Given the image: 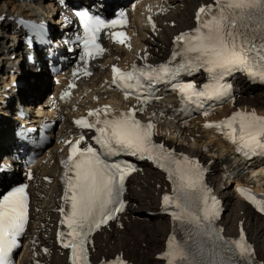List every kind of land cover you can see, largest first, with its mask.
Instances as JSON below:
<instances>
[{"label": "snow or ice", "instance_id": "1", "mask_svg": "<svg viewBox=\"0 0 264 264\" xmlns=\"http://www.w3.org/2000/svg\"><path fill=\"white\" fill-rule=\"evenodd\" d=\"M215 5V8L199 9L195 35L184 33L176 37L177 43L183 42L179 53L183 58L181 63L172 66L169 62L156 68L133 66L132 71L127 73L113 68V83L123 90H132L139 100L141 94L151 96L153 84L175 81L181 72L204 67L212 83L205 85L203 91H195L191 83L174 85L181 92L182 100L200 107L201 97L212 100L229 94L231 86L221 81L235 71H243L250 78L259 77L264 81V0H215ZM76 15L84 28V56L87 58H94L103 52L96 43L101 29L126 24L123 12L118 19L111 21L90 15L87 11L77 12ZM201 16L205 18L201 19ZM112 35L117 42H125V33ZM127 95L126 91L125 98ZM193 97L196 99L193 100ZM101 113L104 118H101ZM88 116L96 119L90 122L82 118L75 123L81 128L96 130L95 142L102 151L91 145L81 149L79 145L84 140L81 136L71 145L68 160L64 162V199L70 204V212L66 213L62 224H66V235L70 239H62V246L71 249L72 264H86L85 245L92 232L124 209L120 197L131 166L109 163L104 159L121 152L153 160L172 181L173 194L163 196V205L165 210L174 206L176 211L171 213L172 218L180 222L186 239L181 243L175 235L170 237L161 259L167 264H246L250 261L252 249L246 243L243 231L238 240H224L219 230L213 227L219 209L203 182V169L187 157L177 159L163 145L154 144L153 123L142 124L135 119L134 111L111 114L107 106L90 111ZM214 126L227 128L229 138L234 143L239 141V150L247 149L246 155L256 154L258 150L264 153V117L254 111L237 112L222 124ZM26 187L15 188L0 199V264H10L9 257L18 247L17 237L23 233L28 222ZM239 191L264 212V200L258 201L244 189ZM185 225L191 227L185 228ZM60 235L64 236L63 233ZM116 264L123 262L117 261Z\"/></svg>", "mask_w": 264, "mask_h": 264}, {"label": "bare ground", "instance_id": "2", "mask_svg": "<svg viewBox=\"0 0 264 264\" xmlns=\"http://www.w3.org/2000/svg\"><path fill=\"white\" fill-rule=\"evenodd\" d=\"M0 0V17L6 16L7 19L4 21L3 28L9 30L11 23L9 17L27 16V17H38L46 16L48 19L52 18L53 23L60 21L56 18L55 2L56 0ZM211 0H165V3L169 2L166 6L167 10L172 9L170 15L166 18L158 21V28L163 27V31L159 37L153 38L154 33L151 28L147 25L144 27V33L138 40V47H136L132 53H126L121 47H113L110 50V59L102 62L100 67L96 69L97 75L94 76L88 83L87 88L92 92L102 96L105 94L106 86L102 84L107 73L106 67L109 62L117 61L121 57L122 64H126L129 61H134L136 58H143L144 55L150 53L148 57L150 61H159L165 54L164 47L167 45V41L173 39L172 36L175 33L183 31L184 28L193 26V18L195 13L201 5ZM160 2V1H159ZM42 19V18H41ZM172 22L175 25L172 26ZM52 31L58 34V27L53 25ZM158 29V31H159ZM150 34V36H148ZM59 38L54 40V44L58 45ZM51 46V48H55ZM16 42L9 38L7 34L0 36V64L4 59L2 56L11 59V64L8 69H0V169L4 168V172L1 174L0 188H5L9 183L19 178L18 172H15L10 163L12 155L16 152L19 147L18 138L15 135L16 129L19 125L16 122L19 108L25 107L27 111L31 112L29 116L32 123L39 120L40 117L53 120H59L56 118L55 111L48 113L47 107H49L48 92L50 90V76L48 72V64L45 60V53L43 51H35L33 53V61L31 62L28 53L21 57L15 55L16 53ZM22 49L21 47H18ZM103 66V67H102ZM24 67L27 68L24 73L29 74L28 80L22 85L20 90H17L14 86L12 90L7 88L13 83L17 82V78ZM29 73H28V69ZM46 71V72H45ZM70 68L64 66L59 73L60 78L69 76ZM48 72V74H47ZM240 85L239 93L241 98L223 107L217 115L212 117H197L191 121H185L180 117H176L173 120L164 124V131L161 135V141L168 143L169 145L179 148L180 150L194 155L204 160L208 165H211V179L213 182H217L221 186H225L224 191L221 192L224 199H226L227 213L222 218V224L226 229L234 231L236 235L239 234V229L243 226L252 240L257 244L261 245L264 249V224L258 226L255 232H252L251 226L253 225V212L248 205L245 204L244 200L238 194V188L240 186H251L253 185L250 178L245 174L241 175L245 171L246 167L244 162L237 161L234 156H231L230 148L224 145V142L214 135L215 130L210 129L206 125H217L226 116L238 108L246 109L249 111H258L264 115V88H251L250 83L247 79L241 76L238 80ZM85 90L82 91V93ZM18 92V94H17ZM80 92V95L82 94ZM177 99L175 95L164 98L161 102H157L154 111L163 113L166 116L171 115V105H175ZM44 107L42 115L40 110ZM61 108L65 112V119L62 121L61 131L64 136L74 131L71 118V114H74L73 103L62 104ZM58 114V113H57ZM22 121V120H20ZM26 121V119H25ZM21 124V123H20ZM68 137H66L67 139ZM59 147L57 144L49 145L46 147L44 152H41L38 158L35 180L33 185L34 192L44 194L45 196L40 198L34 195V203L39 209V213L35 215L34 224L31 226L29 238H34V242L41 245H49L52 250V255L42 256L44 264H65L66 257L62 256V252L57 249L55 243L52 242L53 237H47L49 228L44 226L46 223L51 224L56 219L57 213L55 211L57 204L61 199V185L57 177V173L61 170L62 165L59 156ZM256 163V164H255ZM253 165L251 170L259 173L264 170V162L250 163ZM255 164V165H254ZM237 165L238 169L235 168ZM17 170V169H16ZM21 171V170H20ZM237 172V177H228L229 182L224 183V175ZM154 173V174H153ZM136 174L132 176L129 185V195L127 196L128 206L127 213L121 217L119 224L125 225L124 231H116L111 229H105L103 231L104 240L103 242L98 239L96 242V253L95 262L101 261L103 257H116L121 252H125L128 248L126 242L128 231L131 227L129 218L135 214L137 218L145 216L143 214L142 205L149 208L151 213L155 214L151 217L156 223V228L150 235V239L153 240L154 244L152 250L154 253V264H164V261L160 258L161 253L165 251L166 240L172 227V223L166 215L162 214L161 198L163 194L169 190L168 184L165 177L155 172L152 168L147 167L145 175L138 177ZM154 175V176H152ZM49 177L55 180L53 185L47 183L43 178ZM260 184L264 187V173L259 175ZM154 189V190H153ZM140 191V192H139ZM264 191V188L262 189ZM149 192V193H148ZM129 215V217H128ZM146 217V216H145ZM158 230V231H157ZM229 233H231L229 231ZM28 238V239H29ZM149 238V236H148ZM36 244V245H37ZM28 247L22 250L19 256V264H33L30 254H28ZM141 252L137 255L129 254L126 256L129 262L134 264H140L141 258L145 260V264H152L147 261L149 258L141 256ZM147 259V260H146ZM259 260L264 262V255L259 254Z\"/></svg>", "mask_w": 264, "mask_h": 264}, {"label": "rangeland", "instance_id": "3", "mask_svg": "<svg viewBox=\"0 0 264 264\" xmlns=\"http://www.w3.org/2000/svg\"><path fill=\"white\" fill-rule=\"evenodd\" d=\"M48 1L49 0H45L44 3L48 2ZM0 66L6 67L7 64H6V62H4V63L1 62ZM25 70H27L26 67H24L22 73H24ZM29 70H30V68L28 69V73H29ZM26 73H24L25 75H23V76H24V78H26V81H27L28 80V75H30V73L29 74H26ZM47 74H48V72H47ZM23 76L21 75V77H23ZM52 83H53V79H50V84L52 85ZM52 93H50V95ZM142 175L143 174H141V176ZM152 176H154V175H152ZM140 208H142L143 214L146 217L142 216V217L137 218L136 215L134 214L133 217L129 218V220L131 222L130 223L131 227H130V230L128 231L127 238H125L126 242L128 244V248L123 253L126 256H128L127 252L130 255L134 254V252H135L136 255H137L138 252H141V254H143V255L140 254L141 256H146V258H149L148 260L147 259L146 260L149 261V263L154 264V262H155L154 261V253L155 252L152 250L154 244H151V241H152V243H154V242H153V240L150 239V235L152 234L153 230H155V228H156V223H153L155 221L151 219V217H153L155 214L151 213L150 209L145 207V205H142ZM252 220H253V225L251 226V229L254 228L253 230H251L252 232H255L256 229L258 228V226L260 227V226H263V224H264V218H262V217L253 216ZM111 229H116V231H124L125 230V225L115 226V227H113ZM229 231L236 235L235 230L234 231L229 230ZM148 236H149V238H148ZM98 238L103 242L104 235L100 234V236L97 237V239ZM260 246H261L260 244L259 245L257 244V247H256L257 251H258V254H263L264 255V249H262V247H260ZM19 255H18V257H19ZM141 261L142 262L140 264H145L146 263L145 260L142 259V258H141Z\"/></svg>", "mask_w": 264, "mask_h": 264}]
</instances>
